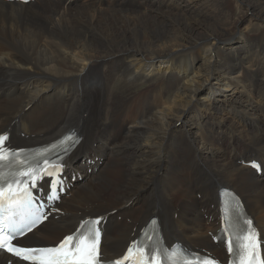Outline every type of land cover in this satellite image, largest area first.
I'll return each mask as SVG.
<instances>
[{
	"label": "bare ground",
	"instance_id": "6f19581e",
	"mask_svg": "<svg viewBox=\"0 0 264 264\" xmlns=\"http://www.w3.org/2000/svg\"><path fill=\"white\" fill-rule=\"evenodd\" d=\"M200 1L0 0V134L16 148L70 129L82 138L64 161L61 202L21 242L56 243L101 215L111 259L156 214L169 247L217 252L223 185L264 240V0ZM230 2L254 34L235 35ZM0 264L23 262L0 251Z\"/></svg>",
	"mask_w": 264,
	"mask_h": 264
},
{
	"label": "snow or ice",
	"instance_id": "6c2138e0",
	"mask_svg": "<svg viewBox=\"0 0 264 264\" xmlns=\"http://www.w3.org/2000/svg\"><path fill=\"white\" fill-rule=\"evenodd\" d=\"M9 137L0 134V250L15 257L23 264H101L100 262V225L103 217L89 219L73 234L67 235L56 246L25 247L20 237L25 230L31 232L37 223L48 218L41 212L42 204L33 194L38 182L45 177H54L50 184L49 199H59L58 187L63 184V157L57 153L53 157L39 153L32 159L23 158L24 149L13 150L7 146ZM75 144L79 138L65 137L60 143ZM55 149V145L50 146ZM45 149L44 152H47ZM67 153V148L64 149ZM51 159V162H50ZM259 169L260 165L253 163ZM62 190V188L60 189ZM55 211V209H54ZM19 217V219H17ZM247 225L251 226V220ZM15 241V243H14ZM239 264H264L257 254L258 243L252 231L236 239ZM228 251H233V241L228 240ZM165 259H168L165 257ZM112 264H163L161 251L156 248L151 237L147 241H133L127 252ZM184 264H216L210 257H196Z\"/></svg>",
	"mask_w": 264,
	"mask_h": 264
},
{
	"label": "rangeland",
	"instance_id": "374dc122",
	"mask_svg": "<svg viewBox=\"0 0 264 264\" xmlns=\"http://www.w3.org/2000/svg\"><path fill=\"white\" fill-rule=\"evenodd\" d=\"M85 1L86 0H78V3L79 2L82 3V2H85ZM205 3H206V0H201L200 1V4H202V5L205 4ZM240 11H241V9L239 8V6L237 4H235V2H233V3L230 2L229 6H228V9L224 13L223 17L227 20V22H229V25L233 28L234 32L237 33L235 35L239 36L238 33H240V32H243L246 35H252V34H254L255 33V29L257 27L252 26L248 19H245V21H243L242 23L240 21H238L239 17L241 16ZM119 83L120 82L117 83V86H118ZM216 87H218V86H216ZM141 88H142V85H140V84L138 85L137 84V85H131V86H124V87H121V88L116 89V90L118 92L120 90H122L124 92H126L128 90L129 93L134 94L137 91H139ZM11 147H13V146H10V148ZM74 163H76V162L74 161ZM91 170H92L91 168H88V172L89 173H91ZM262 171H263V167H262ZM81 174L82 173L77 174L78 179H81L82 178L81 177L82 176ZM111 178L113 180V185H112L113 188H111L109 191H107V192H105L103 194V197H105V201H106L105 205H109L110 207H112L113 204L114 205L118 204V201L116 202V200L118 198V196H117L118 195V192L116 190V185L123 183L124 178H123L122 169L116 168L114 171H112ZM75 179H76V175H74V177H73V180H75ZM73 184H74V182H73ZM70 185H71L70 187L72 188V184L71 183H70ZM226 186L227 185H223L222 187H226ZM226 188H229V187H226ZM144 193H145V191L143 192V194ZM198 199L202 200V194L198 193ZM137 201H138V198L135 196V199L133 200V202L135 203V205L137 204ZM101 204L102 203H99V205H101ZM151 216H158V215L152 214ZM75 224H74V226H75ZM213 235H216V229L214 230ZM27 243L30 244L31 242L30 243L27 242ZM53 243H55V241H53L52 239H47L46 238L44 240H40V242H36V243H33V244H35V245H44V244H53ZM200 248H202V247H200ZM195 250L198 251V248H195ZM220 250H222V248ZM209 251H211V250H209Z\"/></svg>",
	"mask_w": 264,
	"mask_h": 264
}]
</instances>
